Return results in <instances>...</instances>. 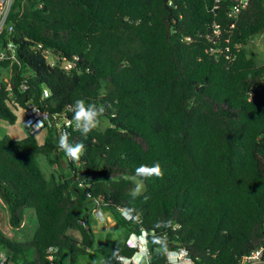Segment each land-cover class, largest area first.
<instances>
[{"label": "trees", "instance_id": "1", "mask_svg": "<svg viewBox=\"0 0 264 264\" xmlns=\"http://www.w3.org/2000/svg\"><path fill=\"white\" fill-rule=\"evenodd\" d=\"M232 3L175 0L168 10L163 0H15L13 30L2 35L15 44L16 59L0 61V119L14 123L29 101L71 119L77 99L105 112L87 137L74 124L65 127L71 143L85 144L79 161L59 149L55 125L42 130V143L29 131L0 138V198L9 224L21 227L29 208L38 223L25 241L0 227L5 264H48L50 246L71 262L90 254L93 205L121 228L119 236L106 232L99 264H117L114 251L132 256L137 247L128 237L142 230L151 264H172L152 244L153 234L167 240L168 251L186 248L193 264H239L264 246V62L246 46L264 33V0H250L227 29ZM214 21L220 37L211 31ZM36 43L75 67L50 66ZM44 88L50 95L41 99ZM39 156L57 173L48 176ZM156 162L163 179L145 180L134 197L135 185L123 176ZM168 220L172 227L154 228Z\"/></svg>", "mask_w": 264, "mask_h": 264}, {"label": "built area", "instance_id": "2", "mask_svg": "<svg viewBox=\"0 0 264 264\" xmlns=\"http://www.w3.org/2000/svg\"><path fill=\"white\" fill-rule=\"evenodd\" d=\"M175 0H168V4L171 6L174 4ZM218 1V0H216ZM250 0H233L231 7L228 12V17L232 19V21L228 24L227 29H231L235 27L236 21L241 14V12L248 6ZM15 0H0V61L3 60H15V44L12 40H8L5 43L2 41L3 32L7 29L8 32L13 30V23L9 22V17L11 11L13 9V4ZM211 31L214 36L220 37L222 34V26L219 21H214L211 26ZM189 38V37H187ZM237 46H240L237 44ZM35 47L42 53L43 57L46 59V62L54 67H59L66 72H70L73 67H75V61L69 59L62 53L54 52L52 49L45 47L43 43H36ZM221 50V48L211 47L209 49L210 52H217ZM227 57H230L227 55ZM11 73L5 75L4 80L7 82V88H11ZM25 87V86H24ZM0 89H1V80H0ZM50 92L48 88H44L41 94V99H45L49 97ZM25 119L24 125L27 128V131L31 133H38L41 132L44 128L49 126H57L60 130V134L65 131V127L73 125L74 122L71 118L67 115H60V114H52L49 112L48 109L43 107L42 103H37L34 101H29L27 103V107L24 109ZM123 214L127 219H131L132 215L129 214L127 211L123 210ZM91 217L94 218L97 222H105L108 219L107 212L98 205H93L91 208ZM84 223V220L82 221ZM147 234L145 230L141 232H132L128 237V244L131 246L137 247L136 252L132 256H123L125 257V264H135V256L136 253L140 250L141 247L146 246L148 248V239L146 235V245L141 244L140 237L142 234ZM59 247L58 246H50L47 249V261L48 264H63L62 263V256L59 254ZM149 251V249H148ZM264 253V246H260L250 253L245 254L240 259L239 264H255L258 262H262V255ZM168 261L172 264H193L192 259L189 257L188 250L186 248H179L174 250H169L167 252ZM7 253L5 250H0V264H5L7 261ZM148 264H151V254L148 259Z\"/></svg>", "mask_w": 264, "mask_h": 264}, {"label": "clouds", "instance_id": "3", "mask_svg": "<svg viewBox=\"0 0 264 264\" xmlns=\"http://www.w3.org/2000/svg\"><path fill=\"white\" fill-rule=\"evenodd\" d=\"M71 111L73 113L72 121L74 122L75 129L78 130L84 137H87L91 131L97 129L100 126V117L104 114L105 108L102 105L98 106L94 103H86L83 99H77L71 105ZM58 147L59 149L63 150L69 159L73 161H79L86 151L84 143H71L69 141V134L67 132H63L59 136ZM163 176L164 170L162 169L161 165L156 162L152 165L141 164L135 169L134 175H124L123 179L131 181L135 185L132 194L134 197H137L142 195L145 190V180L152 178L163 179ZM144 199L147 200L148 197L145 196ZM170 227H172L171 220L158 221L154 226L155 229ZM146 235V233L142 234V236L139 238L141 244L146 245ZM151 242L154 245H158L164 253H167L168 242L166 239L153 234ZM149 256L150 252L148 251V248L146 246L141 247L134 258L135 264H148ZM113 259L117 262V264H125L126 260L125 257H122L118 254V251L113 252Z\"/></svg>", "mask_w": 264, "mask_h": 264}, {"label": "rangeland", "instance_id": "4", "mask_svg": "<svg viewBox=\"0 0 264 264\" xmlns=\"http://www.w3.org/2000/svg\"><path fill=\"white\" fill-rule=\"evenodd\" d=\"M246 46L252 51L254 61L259 64L264 62V33L255 35L251 37L247 42ZM17 113V120L14 123H10L7 120L0 119V138L5 135H10L16 139H22L27 134V128L24 125L25 113L24 110H19ZM37 138L40 143L43 142L45 133L43 131L36 133ZM40 164L46 174L49 176L52 172H54L56 166H50L43 156H39ZM62 169L65 170L68 174L70 172L69 168H67V163H62ZM55 174L57 173L54 172ZM93 207V206H92ZM8 208L0 198V227L1 229L18 241H25L31 239L35 233L37 228V218L35 215V210L33 208H29L25 213V220L19 228H12L9 224L8 220ZM92 227L96 233V244L93 249H91V253L80 257L75 262H71L69 256L67 254L62 255L63 262L65 264H99L104 261L103 255H101L97 248L104 244L106 229H104V224L101 225V222H97L91 217ZM107 230H111L115 232L116 236H119L121 233V228L118 225L110 226ZM255 264H264V262H258Z\"/></svg>", "mask_w": 264, "mask_h": 264}, {"label": "crops", "instance_id": "5", "mask_svg": "<svg viewBox=\"0 0 264 264\" xmlns=\"http://www.w3.org/2000/svg\"><path fill=\"white\" fill-rule=\"evenodd\" d=\"M108 215V219L105 222H101L100 224L103 225L104 224V229H106V231H108V227L110 226H114L116 224V221L111 217V215L107 212ZM94 219V218H93ZM96 221V220H95ZM117 225V224H116Z\"/></svg>", "mask_w": 264, "mask_h": 264}, {"label": "water", "instance_id": "6", "mask_svg": "<svg viewBox=\"0 0 264 264\" xmlns=\"http://www.w3.org/2000/svg\"><path fill=\"white\" fill-rule=\"evenodd\" d=\"M164 1V4H165V7L168 9V10H171V6L168 4V0H163ZM168 15H171V11L169 12V14ZM167 26H168V28H170V22L168 21L167 22ZM170 32V31H169Z\"/></svg>", "mask_w": 264, "mask_h": 264}]
</instances>
